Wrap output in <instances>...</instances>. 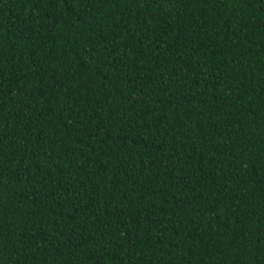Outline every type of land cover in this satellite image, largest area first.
Returning a JSON list of instances; mask_svg holds the SVG:
<instances>
[{
    "label": "trees",
    "instance_id": "trees-1",
    "mask_svg": "<svg viewBox=\"0 0 264 264\" xmlns=\"http://www.w3.org/2000/svg\"><path fill=\"white\" fill-rule=\"evenodd\" d=\"M0 264H264V0H0Z\"/></svg>",
    "mask_w": 264,
    "mask_h": 264
}]
</instances>
